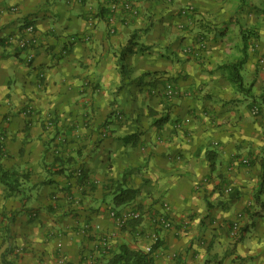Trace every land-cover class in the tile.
<instances>
[{
  "label": "crops",
  "instance_id": "crops-1",
  "mask_svg": "<svg viewBox=\"0 0 264 264\" xmlns=\"http://www.w3.org/2000/svg\"><path fill=\"white\" fill-rule=\"evenodd\" d=\"M112 1L0 0V166L27 176L16 198L0 181V264L145 251L164 203L155 264H264V0H135L125 16ZM25 23L38 42L17 55L5 39ZM244 52L248 96L232 82ZM120 185L139 191L130 205H114ZM134 209L143 224L119 229L111 213Z\"/></svg>",
  "mask_w": 264,
  "mask_h": 264
},
{
  "label": "built area",
  "instance_id": "built-area-1",
  "mask_svg": "<svg viewBox=\"0 0 264 264\" xmlns=\"http://www.w3.org/2000/svg\"><path fill=\"white\" fill-rule=\"evenodd\" d=\"M134 7H136L135 0H113L111 2L109 9L113 13L120 12L122 16H125V14L127 13H132L134 10ZM194 14H195V9L193 7H186L182 12V15L188 18H192V15ZM5 41H6V46L10 50L19 51L21 53L28 52L37 45L38 40L36 37V28L34 24H30V23L22 25L21 31L18 35L9 36L7 39H5ZM206 47H207L206 40L203 37H198V42L196 44V47H190V46L185 47V49L183 50V53L189 56H193L195 58H199L200 51H202L203 49H206ZM27 60L30 63L32 61V57L29 56ZM258 65L264 71V56H262L259 59ZM164 91H165L166 96L170 100L177 98L179 95V91L172 84H167L164 88ZM252 113L254 115H258L259 109L254 108L252 110ZM104 135H105V132H104ZM243 163L248 164L249 161L245 160ZM83 170L84 169L81 166L77 168L75 171V177L78 179H81L83 177ZM230 191L231 189H229V192ZM162 210L163 211L161 213L152 216L150 220L148 219L153 229L150 230L148 234V238L151 244L147 246L145 250V252L147 253L152 252V249L154 248V246L161 244L162 240H161L160 232L168 231L174 228L175 223H174L173 218L170 216L169 205L167 203H164L162 205ZM111 218L115 221L116 226L119 229H122V228H126L127 226H129L130 222H136V223L143 224L146 216L141 210L134 209V210L125 211L123 213L112 212ZM240 229H241V226H240L239 221L234 222L232 225V236L235 239L237 238L240 232ZM87 231H89V227L83 228L82 233L87 234ZM101 245L107 249L109 246V240L107 238H103L101 241Z\"/></svg>",
  "mask_w": 264,
  "mask_h": 264
},
{
  "label": "trees",
  "instance_id": "trees-1",
  "mask_svg": "<svg viewBox=\"0 0 264 264\" xmlns=\"http://www.w3.org/2000/svg\"><path fill=\"white\" fill-rule=\"evenodd\" d=\"M28 24V23H25ZM23 24V25H25ZM32 24V23H30ZM22 28V27H21ZM245 39V38H244ZM246 40H244L245 43ZM244 51V50H243ZM17 55L21 52L17 51ZM243 58L238 62L233 64V84L236 86L237 90L248 96L250 95L251 87L246 88L244 86V81L240 75V70L246 63V53L244 52ZM157 84H153V87L156 89ZM161 85V84H160ZM165 87H163L164 90ZM160 90V89H159ZM161 91L162 97L165 99H169L165 91ZM170 100V99H169ZM116 119L120 121L123 119L122 116H117ZM211 168L213 169V164L211 165ZM27 176L21 175L18 172L15 171H9L4 169L2 166H0V181L4 185L6 190V197L12 198V197H20L24 195L22 186L23 182L26 181ZM85 179V170H83V177L80 180ZM139 191L137 189L127 187L126 185H120L119 188H117L113 195V202L114 205L117 207L121 206H127L130 205L135 201V199L138 196ZM262 193V189L260 188L259 191L256 194V200H259V196ZM24 198L22 199V202H24ZM249 211L247 212V214ZM247 231V228H241L240 232L237 236V242L242 240L244 233ZM159 248V245L154 246L152 249V252H145L139 249H132L128 245H122L119 247V249L115 252H110L108 254V258L106 260V264H155V251Z\"/></svg>",
  "mask_w": 264,
  "mask_h": 264
}]
</instances>
